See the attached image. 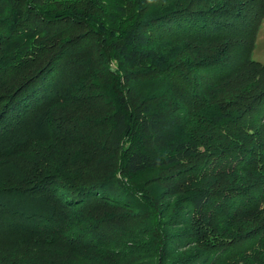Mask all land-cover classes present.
<instances>
[{
    "label": "trees",
    "instance_id": "obj_1",
    "mask_svg": "<svg viewBox=\"0 0 264 264\" xmlns=\"http://www.w3.org/2000/svg\"><path fill=\"white\" fill-rule=\"evenodd\" d=\"M166 1L0 0V264H264V0Z\"/></svg>",
    "mask_w": 264,
    "mask_h": 264
},
{
    "label": "rangeland",
    "instance_id": "obj_2",
    "mask_svg": "<svg viewBox=\"0 0 264 264\" xmlns=\"http://www.w3.org/2000/svg\"><path fill=\"white\" fill-rule=\"evenodd\" d=\"M108 2V0H107ZM151 2L158 3L157 6L161 7V6H166L167 5V1L166 0H151ZM166 2V3H165ZM110 3V1H109ZM53 4V3H52ZM153 5V4H152ZM133 4L130 2L129 4V9L128 13L126 15V17L129 19H132L134 17L135 11L136 10H132L133 8ZM251 58L252 60L259 62V63H264V28L261 25L257 32H256V37H255V45H254V49L251 53ZM114 64H110V68L114 69ZM105 73V72H104ZM103 73H101V81L104 82L106 79V75H102ZM88 84L92 83V82H96V80H94V78H89V81H87ZM87 84V85H88ZM86 85V86H87ZM85 90V89H84ZM74 95L73 97H79V95L81 94V92L79 90H74L73 91ZM93 90H85L84 92H82L83 94V99L84 102L86 103L85 106L81 107L80 109V115H87L88 113L91 114L92 116H95V119H98L99 117L102 118L104 117V115L106 114L107 108L108 107H103L100 103L99 104H91L93 103L92 99L90 98V95H92ZM98 135L96 136V138L94 140H98ZM101 141H102V137H101ZM67 147V150L63 151L64 152H73V147H75L72 142H67V144H64ZM62 153V152H57L56 154L52 155V157L50 158V161H56L59 160L58 155ZM85 158V157H84ZM91 159L94 161L96 159L95 155L93 154V156L91 157ZM116 174L118 178L124 177V179H126V181L129 183L130 178L128 179L126 175H122L120 172H117ZM121 176V177H120ZM134 184H137L138 182L141 183L143 182V177H135L132 179L131 181ZM107 206V205H106ZM118 209V208H117ZM121 211H125V213H129L128 209H123L120 208L118 209ZM137 225V223H136ZM174 230V229H173ZM141 235H145L146 232H140ZM109 248L107 250H105L107 253L110 252L111 254L115 253L118 254V256L120 257H125L127 256L128 253H130V249L133 246V241H131L130 238H121V232H118L117 230H115V234H114V239H110L108 242ZM7 250H2L0 251L3 254H7L8 256H6V258L8 259H14V258H18L20 255L18 254V249L13 248V246H11V244L9 243L7 245ZM117 248H119V250L117 251ZM91 252V256H86V255H82L81 258L75 257L72 260V264H111V261H108L107 259L104 258L105 262H101V251L100 250H95V251H90ZM10 256V257H9ZM35 257H38L41 263H45V262H49V259H51V250H45L43 251L42 248H39L38 251L35 252L34 254ZM53 256V255H52ZM54 259H52L51 261H54L55 259L57 260V257L53 256ZM59 258V257H58ZM20 259V258H19ZM15 260V259H14ZM21 261V260H20Z\"/></svg>",
    "mask_w": 264,
    "mask_h": 264
}]
</instances>
